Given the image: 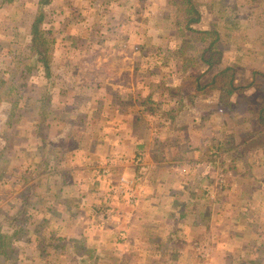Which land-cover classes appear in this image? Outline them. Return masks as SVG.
<instances>
[{
    "label": "rangeland",
    "instance_id": "374dc122",
    "mask_svg": "<svg viewBox=\"0 0 264 264\" xmlns=\"http://www.w3.org/2000/svg\"><path fill=\"white\" fill-rule=\"evenodd\" d=\"M36 1L0 3V74L12 47L27 44ZM194 1V26L220 35L210 68L185 69L167 53L179 44L169 0L47 8L54 94L65 80L76 92L59 96L72 109L42 132L43 152L33 123L43 71L25 76L11 126L0 102V229L15 232L0 264H264V109L258 116L250 93L259 80L250 70L264 67V0ZM228 92L238 107L222 103ZM180 196L209 217L193 232Z\"/></svg>",
    "mask_w": 264,
    "mask_h": 264
},
{
    "label": "trees",
    "instance_id": "16d2710c",
    "mask_svg": "<svg viewBox=\"0 0 264 264\" xmlns=\"http://www.w3.org/2000/svg\"><path fill=\"white\" fill-rule=\"evenodd\" d=\"M16 0H0V3L12 4ZM169 0V3L173 6L172 10L177 13V18L174 23V37H178L179 44L176 47H167V53L172 54L174 57L180 59L183 63V67L192 66L193 62L206 63L208 68L212 65H216L221 58L222 51L218 46L220 39L219 31L216 29H200L195 27V24L200 23L201 13L197 7V2L194 0ZM53 0H37V9L28 23V41L24 46L18 45L13 46L9 52L8 63L6 68L0 74V102L5 101L9 104L7 107V119L6 123L11 126L15 119L19 118V101L24 97L26 79L25 76L30 75L34 70L40 69L43 71V76L46 79L45 85L39 91L38 96L35 98L33 108L36 109L35 118L33 120L35 126L36 137H40L37 143V148L39 151L43 152V149L47 151L51 146V138H48L42 132L49 127L51 121L54 119H66L69 118V110L72 108L61 106L63 99H59V96L67 94L68 89L71 93H74L73 83L65 82L60 87L64 90L59 89V93L54 94V88H57L55 84L56 78L60 74L53 75L51 71L54 64V52H55V39L50 35L51 30L46 27L47 22V8L51 5ZM184 3V4H183ZM181 12V15H179ZM208 37V41L205 38ZM206 42V43H205ZM145 45V43H142ZM190 50V51H189ZM191 52L195 58L188 57L186 55ZM176 58V59H177ZM231 67L225 68L230 70ZM223 72H217L220 74ZM22 74V76H19ZM24 75V76H23ZM222 76V75H221ZM224 77V76H223ZM228 82H232L231 76H228ZM80 93L74 95V104H78L76 100L78 99ZM58 96V97H57ZM58 99L57 104L53 102ZM149 98V97H148ZM153 101H151V104ZM72 107H75V105ZM27 108V107H26ZM156 110V108H155ZM48 116L49 119H46ZM34 135V133H33ZM233 139V138H232ZM14 233L8 234L0 229V256H4L6 260L10 261L13 254V247L10 242V238ZM78 250L83 251L86 249L83 243L78 241L74 242ZM80 243V244H79ZM64 246V244H63ZM62 247V246H61ZM101 259L99 254L96 255L95 260ZM73 261L67 264H77ZM84 258H81L80 263L84 262ZM256 260H252L251 263H255Z\"/></svg>",
    "mask_w": 264,
    "mask_h": 264
},
{
    "label": "crops",
    "instance_id": "0c3cea01",
    "mask_svg": "<svg viewBox=\"0 0 264 264\" xmlns=\"http://www.w3.org/2000/svg\"><path fill=\"white\" fill-rule=\"evenodd\" d=\"M263 72H264V67H257L255 70H250L251 74L254 73L257 77H259L258 82H255L254 85H253V91L250 92L251 96H252V100H255V99L258 100L259 106L257 107L258 109H256V113H257L258 116L261 114L262 109H264V75H262V74H264ZM229 93L230 92H228L227 94H225L224 97H222L223 98L222 103H227L228 104L230 102ZM238 100H239V98H236L235 101L234 100L231 101L230 102L231 103L230 106L238 107L240 105V102H238ZM179 200H180L179 201L180 204H181V202H183V205H184V206L181 205L183 207V209L180 210L181 211L180 214H181V216L184 219L185 225H187V224L189 225L190 231L193 230V227L191 228V225H195V222H196L195 218L197 219V218L200 217V218H204L206 220L209 219V217L205 218L204 215H201L202 213H201L200 209L197 208L196 204H194L195 203L194 201H193L194 203L192 202L193 199H191L189 197H185V198L181 199V196H180ZM189 207H192V209L194 211L193 210H188ZM197 210H199L200 212L197 211ZM136 217H139V218L141 217L140 212H139L138 216L135 215L134 217H132V219H133L132 221L133 222H135ZM137 223L138 222H135V226L137 225ZM209 225H210V223H209ZM207 227H208V225H207ZM133 228H134V224L132 226H130V230H132ZM191 232H193V231H191ZM191 238L194 239L195 237L191 236ZM165 243H167V242H165ZM258 262H259V260L255 261L256 264H259ZM184 264H191V262L188 261L187 263H184Z\"/></svg>",
    "mask_w": 264,
    "mask_h": 264
}]
</instances>
